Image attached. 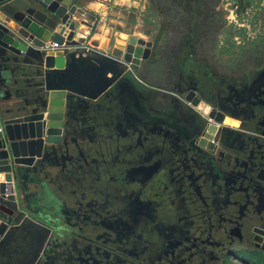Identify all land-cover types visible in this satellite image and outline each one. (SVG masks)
<instances>
[{
    "label": "flooded vegetation",
    "instance_id": "flooded-vegetation-1",
    "mask_svg": "<svg viewBox=\"0 0 264 264\" xmlns=\"http://www.w3.org/2000/svg\"><path fill=\"white\" fill-rule=\"evenodd\" d=\"M147 21L145 90L126 77L66 110L75 162L41 180L67 199L54 209L62 236L24 231L2 262L230 264L264 252L246 178L250 133L264 132L251 112L264 93V0H147ZM33 84L11 95L30 101Z\"/></svg>",
    "mask_w": 264,
    "mask_h": 264
},
{
    "label": "water",
    "instance_id": "water-1",
    "mask_svg": "<svg viewBox=\"0 0 264 264\" xmlns=\"http://www.w3.org/2000/svg\"><path fill=\"white\" fill-rule=\"evenodd\" d=\"M96 1L0 0V250L5 251L24 231L31 239L43 241L62 236L65 228L57 223L54 209L67 199L51 204L41 180L65 172L75 162L76 148L71 147L66 123L70 100L99 98L126 78L120 76L138 74L149 60L150 42L131 36V30L125 38L112 33L107 46L96 50L49 49L52 43L79 48L97 33L99 18L94 17L90 25L85 17L87 5ZM90 44L97 46V42ZM82 71L90 77H78ZM27 81L34 83L30 101L13 97L11 86L22 87ZM84 85L92 93L83 90ZM252 105L253 121L264 125V93ZM250 134L248 145L258 151L246 166L255 211L264 208V194L256 191L264 189V132ZM26 224L32 228L24 230ZM255 236L264 251V226Z\"/></svg>",
    "mask_w": 264,
    "mask_h": 264
},
{
    "label": "crops",
    "instance_id": "crops-1",
    "mask_svg": "<svg viewBox=\"0 0 264 264\" xmlns=\"http://www.w3.org/2000/svg\"><path fill=\"white\" fill-rule=\"evenodd\" d=\"M85 17L88 20L89 24H92V20L94 17L99 18V25L97 26V30L95 34L91 35L86 44L91 45V42H97V46H92L95 49L104 48L107 46L109 39L112 33H116L117 36L122 38L127 37L126 32L131 30V36L136 38L146 39V29H148V21H147V0H97L96 2H92L86 7ZM89 25V26H90ZM143 28V33L139 34ZM143 63V62H142ZM141 63V64H142ZM146 64L142 65V68L145 69ZM154 67L148 66L147 69L151 70ZM77 76V75H76ZM78 77H90L86 72L81 73ZM106 77H111V74H107ZM120 77H128V81L138 83L136 77H141L138 74H130L127 76ZM132 77V78H131ZM77 79V77H74ZM85 84V83H84ZM140 84V83H138ZM142 87L141 90H145V86L140 84ZM32 88V87H31ZM86 92L91 91L89 85H84L83 87ZM33 89V88H32ZM32 91V90H31ZM31 98V94H30ZM230 121V122H229ZM234 121L233 119H226V123H228V127L231 129L237 130V125L231 123ZM236 122V121H235ZM56 193L58 191L55 190ZM58 195V194H57ZM45 196V193H44ZM60 200H65L66 197L64 195L59 194ZM66 201V200H65Z\"/></svg>",
    "mask_w": 264,
    "mask_h": 264
},
{
    "label": "trees",
    "instance_id": "trees-1",
    "mask_svg": "<svg viewBox=\"0 0 264 264\" xmlns=\"http://www.w3.org/2000/svg\"><path fill=\"white\" fill-rule=\"evenodd\" d=\"M230 264H264V252H250L240 262L234 261Z\"/></svg>",
    "mask_w": 264,
    "mask_h": 264
},
{
    "label": "built area",
    "instance_id": "built-area-1",
    "mask_svg": "<svg viewBox=\"0 0 264 264\" xmlns=\"http://www.w3.org/2000/svg\"><path fill=\"white\" fill-rule=\"evenodd\" d=\"M49 49H60L61 51H64V50H68V51H74V50H77V49H84L85 51H89V50H94L95 48L94 47H91V45H83L79 48L77 47H66L64 44L62 45V47H58L57 44L55 43H52V44H49ZM96 50V49H95Z\"/></svg>",
    "mask_w": 264,
    "mask_h": 264
},
{
    "label": "rangeland",
    "instance_id": "rangeland-1",
    "mask_svg": "<svg viewBox=\"0 0 264 264\" xmlns=\"http://www.w3.org/2000/svg\"><path fill=\"white\" fill-rule=\"evenodd\" d=\"M142 30H139L140 33L139 34H142L143 33V28H141ZM143 35L145 36V33H143ZM143 39V38H141ZM58 193L55 192V190H48L46 191V195L47 197L51 198L53 202H50L51 204H55L56 203V200L59 198V195H57Z\"/></svg>",
    "mask_w": 264,
    "mask_h": 264
},
{
    "label": "bare ground",
    "instance_id": "bare-ground-1",
    "mask_svg": "<svg viewBox=\"0 0 264 264\" xmlns=\"http://www.w3.org/2000/svg\"><path fill=\"white\" fill-rule=\"evenodd\" d=\"M226 121V120H225ZM230 122V121H229ZM232 124L237 125V122L231 121Z\"/></svg>",
    "mask_w": 264,
    "mask_h": 264
}]
</instances>
